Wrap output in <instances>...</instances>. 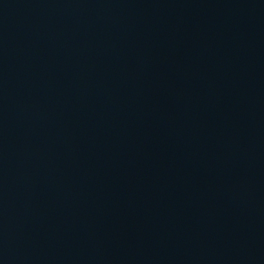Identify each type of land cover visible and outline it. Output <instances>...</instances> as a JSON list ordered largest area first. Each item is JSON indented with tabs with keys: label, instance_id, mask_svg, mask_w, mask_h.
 Returning a JSON list of instances; mask_svg holds the SVG:
<instances>
[{
	"label": "water",
	"instance_id": "water-1",
	"mask_svg": "<svg viewBox=\"0 0 264 264\" xmlns=\"http://www.w3.org/2000/svg\"><path fill=\"white\" fill-rule=\"evenodd\" d=\"M0 264H264V0H0Z\"/></svg>",
	"mask_w": 264,
	"mask_h": 264
}]
</instances>
